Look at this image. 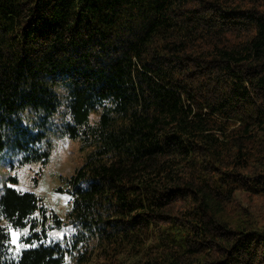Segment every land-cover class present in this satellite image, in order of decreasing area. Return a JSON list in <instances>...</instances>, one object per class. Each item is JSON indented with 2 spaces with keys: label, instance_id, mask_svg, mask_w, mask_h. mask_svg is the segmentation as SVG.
I'll return each instance as SVG.
<instances>
[{
  "label": "trees",
  "instance_id": "obj_1",
  "mask_svg": "<svg viewBox=\"0 0 264 264\" xmlns=\"http://www.w3.org/2000/svg\"><path fill=\"white\" fill-rule=\"evenodd\" d=\"M53 133L89 151L73 234L7 185L0 264H264L236 196L264 204V0H0V158L46 164Z\"/></svg>",
  "mask_w": 264,
  "mask_h": 264
},
{
  "label": "rangeland",
  "instance_id": "obj_2",
  "mask_svg": "<svg viewBox=\"0 0 264 264\" xmlns=\"http://www.w3.org/2000/svg\"><path fill=\"white\" fill-rule=\"evenodd\" d=\"M96 120L97 115H92V122ZM51 138L54 147L46 164L33 163L20 166L15 156L3 155L0 158V197L7 185L38 195L42 200V207L51 215L49 222L54 214L63 221L62 227L50 229L47 232L49 242H61L73 234L72 228L66 224L72 200L67 191L69 190L68 180L83 166L89 151L81 150L78 140L57 139L54 133ZM12 179L17 182H13ZM58 188H63V192L57 193L56 189ZM236 196L245 205L253 208L264 223V204L257 202L254 198L251 199L245 193H238ZM2 225L10 232L9 254L12 258H18L24 250L35 246L36 243L27 241L31 234L29 227L14 229L3 217ZM14 240L15 242H13ZM74 254V257L68 259V264H77L78 252H74ZM80 264L84 263L80 262Z\"/></svg>",
  "mask_w": 264,
  "mask_h": 264
},
{
  "label": "built area",
  "instance_id": "obj_3",
  "mask_svg": "<svg viewBox=\"0 0 264 264\" xmlns=\"http://www.w3.org/2000/svg\"><path fill=\"white\" fill-rule=\"evenodd\" d=\"M71 207H72V200H71ZM46 218H47V221H49V219L51 218V215L49 212H47L46 214Z\"/></svg>",
  "mask_w": 264,
  "mask_h": 264
},
{
  "label": "snow or ice",
  "instance_id": "obj_4",
  "mask_svg": "<svg viewBox=\"0 0 264 264\" xmlns=\"http://www.w3.org/2000/svg\"><path fill=\"white\" fill-rule=\"evenodd\" d=\"M13 235L15 236V233ZM13 242H15V240Z\"/></svg>",
  "mask_w": 264,
  "mask_h": 264
}]
</instances>
